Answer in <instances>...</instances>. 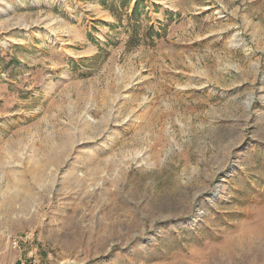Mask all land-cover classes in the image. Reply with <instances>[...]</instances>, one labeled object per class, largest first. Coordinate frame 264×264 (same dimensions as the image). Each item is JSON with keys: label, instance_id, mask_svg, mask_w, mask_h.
Instances as JSON below:
<instances>
[{"label": "rangeland", "instance_id": "1", "mask_svg": "<svg viewBox=\"0 0 264 264\" xmlns=\"http://www.w3.org/2000/svg\"><path fill=\"white\" fill-rule=\"evenodd\" d=\"M0 264H264V0H0Z\"/></svg>", "mask_w": 264, "mask_h": 264}, {"label": "bare ground", "instance_id": "2", "mask_svg": "<svg viewBox=\"0 0 264 264\" xmlns=\"http://www.w3.org/2000/svg\"><path fill=\"white\" fill-rule=\"evenodd\" d=\"M51 161H55L56 159L55 158H50ZM18 197V194L17 192H15V194L12 195V199H16Z\"/></svg>", "mask_w": 264, "mask_h": 264}, {"label": "trees", "instance_id": "3", "mask_svg": "<svg viewBox=\"0 0 264 264\" xmlns=\"http://www.w3.org/2000/svg\"><path fill=\"white\" fill-rule=\"evenodd\" d=\"M137 6V5H136Z\"/></svg>", "mask_w": 264, "mask_h": 264}]
</instances>
